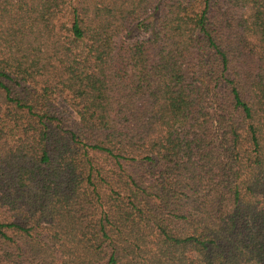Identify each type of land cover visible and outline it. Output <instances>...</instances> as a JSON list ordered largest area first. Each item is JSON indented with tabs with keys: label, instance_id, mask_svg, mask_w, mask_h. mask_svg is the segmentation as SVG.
<instances>
[{
	"label": "trees",
	"instance_id": "trees-1",
	"mask_svg": "<svg viewBox=\"0 0 264 264\" xmlns=\"http://www.w3.org/2000/svg\"><path fill=\"white\" fill-rule=\"evenodd\" d=\"M0 264H264V0H0Z\"/></svg>",
	"mask_w": 264,
	"mask_h": 264
}]
</instances>
